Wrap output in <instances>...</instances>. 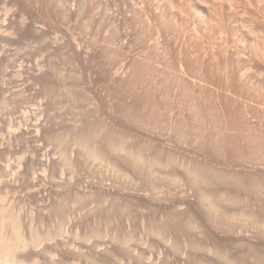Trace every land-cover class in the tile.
I'll use <instances>...</instances> for the list:
<instances>
[{"label": "rangeland", "instance_id": "1", "mask_svg": "<svg viewBox=\"0 0 264 264\" xmlns=\"http://www.w3.org/2000/svg\"><path fill=\"white\" fill-rule=\"evenodd\" d=\"M0 244L264 264V0H0Z\"/></svg>", "mask_w": 264, "mask_h": 264}, {"label": "bare ground", "instance_id": "2", "mask_svg": "<svg viewBox=\"0 0 264 264\" xmlns=\"http://www.w3.org/2000/svg\"><path fill=\"white\" fill-rule=\"evenodd\" d=\"M87 153H88V152H87ZM1 247H5V246H3V245L0 244V248H1ZM2 249H3V248H2ZM0 251H1V249H0ZM221 259H223V258H221ZM3 260H4V259H3ZM3 260H2V262H3ZM5 260H6V259H5ZM5 260H4V261H5ZM5 262H6V263H9V262H7V261H5ZM0 264H2V263H0ZM230 264H231V263H230Z\"/></svg>", "mask_w": 264, "mask_h": 264}]
</instances>
